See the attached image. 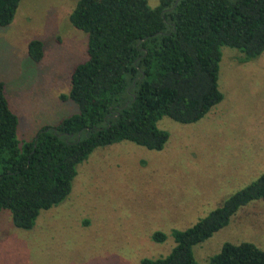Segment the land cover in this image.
<instances>
[{
  "label": "rangeland",
  "instance_id": "1",
  "mask_svg": "<svg viewBox=\"0 0 264 264\" xmlns=\"http://www.w3.org/2000/svg\"><path fill=\"white\" fill-rule=\"evenodd\" d=\"M77 0H20L0 26V81L18 117L16 135L31 140L43 125L78 112L69 94L75 65L88 58V34L69 14ZM159 0H148L154 7ZM43 42L30 59L27 44ZM236 48L221 47L218 85L223 98L201 119L180 123L162 116L168 133L160 150L123 140L95 148L77 164L67 197L41 210L30 229L0 212V264H137L166 256L173 232L205 217L264 172V51L239 62ZM155 231L164 241L152 238ZM264 249L261 199L242 205L227 225L192 247L209 264L225 242Z\"/></svg>",
  "mask_w": 264,
  "mask_h": 264
},
{
  "label": "trees",
  "instance_id": "2",
  "mask_svg": "<svg viewBox=\"0 0 264 264\" xmlns=\"http://www.w3.org/2000/svg\"><path fill=\"white\" fill-rule=\"evenodd\" d=\"M19 2L0 0V26L11 22ZM69 20L88 34V58L74 66L69 94L60 96L77 104V113L21 142L0 81V212L8 209L21 229L67 197L77 164L95 148L128 140L160 150L168 133L158 119L193 123L220 102L222 46L240 51L239 62L264 51V0H159L154 7L148 0H77ZM27 54L39 62L43 42L31 39ZM257 199L264 205V172L196 223L175 230L166 256L137 264H200L192 247ZM152 238L164 241L166 234L155 231ZM209 264H264V249L225 242Z\"/></svg>",
  "mask_w": 264,
  "mask_h": 264
}]
</instances>
